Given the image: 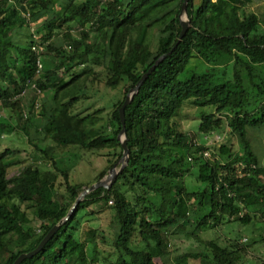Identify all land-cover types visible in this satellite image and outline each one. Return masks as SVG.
<instances>
[{"label":"trees","instance_id":"obj_1","mask_svg":"<svg viewBox=\"0 0 264 264\" xmlns=\"http://www.w3.org/2000/svg\"><path fill=\"white\" fill-rule=\"evenodd\" d=\"M182 1L0 0L1 105L18 112L19 118L24 117L21 126L27 130L37 121L32 113L34 105L24 112L17 96L37 76V59L42 63L40 74L47 82L62 67L70 69L71 63L84 65L95 57L98 64L102 54L108 74L106 85L116 88L121 81L128 84L110 111L107 123L112 130L103 133L96 126L97 113L80 116L70 112L69 105L82 91L77 73L68 80L58 79L52 93L53 101L61 106L66 117L56 142L63 148L119 149L120 157L122 147L117 136L122 124L118 110L129 88L158 56L176 43L181 31ZM237 1L253 0H223L222 4L220 0H199L198 4L195 0L188 1L186 12L191 26L124 109L127 165L109 189L100 187L87 194L71 219L42 250L20 264H85V244L76 239L71 224L78 211L98 200L114 202V218L118 223L113 242L117 252L115 264H163L154 258L168 253L164 232L180 222H188L190 199L203 207L209 205L208 213L196 220L199 228L216 227L224 217L249 224L252 213L264 216V167L258 166L248 138V128L264 126V31H259L255 13L239 17ZM41 18H44L41 28L47 32L34 38L35 28L30 25ZM73 20L83 26L89 24V29H82L78 37L65 30L67 48L52 44L54 31L68 28ZM24 30L22 39L20 33ZM154 30L160 34L152 47ZM34 44L42 45L43 49L33 50ZM44 52L52 54L53 61H45ZM58 57L63 60L55 61ZM193 57L210 68L188 73L187 66ZM216 67L228 71L220 75L214 71ZM45 84L38 81V91L45 89ZM186 103L213 109L202 113L198 124L201 133L219 128L222 124L219 115L226 113L227 125L240 147L233 152L221 143L217 147L219 158L200 160L196 190L187 188L185 158L172 153L173 148L189 152L193 145L177 120ZM40 114L43 129L52 136L59 130V122L43 107ZM4 128L10 125L0 123V130ZM7 168L0 156V249L7 251L0 264H12L21 252L34 249L67 214L82 188L69 180L66 170L26 165L8 178ZM59 176L65 186L63 193L56 187ZM20 202L33 208L39 221L37 228L28 225L31 219ZM137 235L142 244L138 248L132 245ZM208 245L215 264H240L244 247L237 241L222 246L209 240ZM202 256L205 258V254ZM259 264H264V260Z\"/></svg>","mask_w":264,"mask_h":264},{"label":"rangeland","instance_id":"obj_2","mask_svg":"<svg viewBox=\"0 0 264 264\" xmlns=\"http://www.w3.org/2000/svg\"><path fill=\"white\" fill-rule=\"evenodd\" d=\"M195 2L198 4L199 0H195ZM222 3L223 0H220L219 4ZM237 4L240 6L239 17L243 18L255 13L259 19V31H264V0H253L250 3L237 1ZM43 19L32 22L30 25L31 29H33L32 26L35 28L36 38L47 32L41 28ZM89 26V24L83 26L76 20L70 21L68 28L61 27L54 31L55 34L50 42L67 48L64 41L65 30L68 29L74 37H78L82 29H89ZM25 33V30L21 32L20 38L24 39ZM153 33L154 37H151L152 47L155 46L156 37L160 34L157 31L155 32V30ZM51 57H53L52 54L48 55L44 52L43 58L45 61H53ZM99 58L100 62L98 64L95 57H93L89 61H95L96 63L90 62L83 65L74 62L71 63V68L68 70L62 67L47 82L46 78L42 77L43 73L37 74L26 86L25 91L17 96L21 100L24 112L27 113L31 105H34L32 113L37 121L29 125L27 130L22 129L21 126L24 117L19 118L18 112H11L10 109L4 108L0 103V123L10 125V128L0 130V156L8 166V178L17 175L21 168L26 165H37L41 169L66 170L69 180L72 183L81 184L82 191L84 186L90 185L106 176L109 168L119 161L121 157L117 155L119 149L100 148L85 150L77 146L63 148L56 142L57 136L62 133L65 127L66 117L61 106H57L53 101L52 93L59 84L58 79L68 80L77 73L79 75L78 85L82 87V91L78 93L76 101L69 105L70 112L80 116L97 113L96 126L103 133L112 130V126L107 123L110 111L113 103L117 99L122 98L124 88L128 84L121 81L116 88L108 87L106 85L108 74L106 66L102 62V54L99 55ZM62 60V57L55 59V61ZM206 68H210V66L200 58L193 57L187 66V71L188 73L201 72ZM214 71L221 75L222 72H226L228 69L216 67ZM38 81L39 83H46L47 87L42 91H38L39 88L36 86ZM2 84L6 85L5 83ZM41 107L52 114L59 122V130L52 136L48 135L43 129V116L40 114ZM201 108H195L186 103L180 109L177 116L179 128L187 134L193 145L189 152L180 148H173L172 150V153L185 158L184 166L188 168L185 182L189 190L199 188L196 176L200 160L219 158L217 147L221 143L228 145L233 152L238 151L240 148L238 138L230 131L227 125L226 113L219 115L222 119V124L219 128L208 133L199 132L198 124L202 113L213 111L210 107ZM251 129L253 128H248V138L252 134ZM250 140L252 142L253 138L250 137ZM205 153L207 154L205 155ZM226 158V156H223V159ZM119 165L120 163H118ZM56 187L61 193L65 190L64 182L60 176ZM113 204L112 200H98L89 204L85 209L78 211L76 218L71 224L76 239L85 244L87 252V262L85 264H115L117 252L114 250L113 242L118 232V223L114 218ZM189 205L191 211L188 222H180L164 232V242L168 253L155 257L154 261L163 264H215L211 258L209 240H214L218 245L222 246H227L237 241L238 245L244 247L240 257V264H259L264 260L263 215L252 213L253 220L249 224H242L231 218L224 217L216 227L199 228L196 220L208 213L209 205L203 207L200 202L194 199H190ZM20 206L25 209L31 219L28 225L37 228L39 221L34 217L33 208L22 202H20ZM132 243L137 248L142 245L138 235L134 237ZM202 254H205V258ZM6 255L7 251L0 249V261ZM194 255H199V257Z\"/></svg>","mask_w":264,"mask_h":264},{"label":"water","instance_id":"obj_3","mask_svg":"<svg viewBox=\"0 0 264 264\" xmlns=\"http://www.w3.org/2000/svg\"><path fill=\"white\" fill-rule=\"evenodd\" d=\"M189 0H183L182 1V5H181V12L179 14V21H180V25H181V31L180 34L178 36V39L176 41V43L173 45V47L167 51L166 53L161 54L160 56H158L155 61L153 62V64L147 69V71H145L139 78V80L136 82V84L132 87L129 88L125 99L122 103V105L119 108V115H120V120H121V124H122V128L117 136L121 147H122V154L121 157L119 159V161L115 162L108 170V173L106 176H104L103 178L95 181L94 183L84 186L83 190L78 194V196L76 197L74 203L71 205V207L69 208L67 214L61 218L55 225H53L48 231L47 233L44 235V237L41 239V241L38 243V245L29 251H23L21 252L16 259L13 261L12 264H20L23 260L27 259V258H31L34 255H36L37 253H39L42 248L44 247V245L53 237V235L60 229V227L65 224L68 220L71 219V217L74 215L77 205L80 203V201H82L85 196L87 194H89L90 192L103 187L106 189H109L113 183L116 181L117 176L120 172H122V170L124 169V167L127 165L128 162V156H129V149L127 146V136H126V130L124 127V109L126 107V105H128L133 96L138 92L140 86L142 85V83L146 80V78L155 70V68L166 58V56L168 54H170L175 47L178 45V43L181 41V39L183 38V36L185 35V33L187 32L188 28L191 26L190 20L187 16V12H186V7L188 4ZM184 15V17H182ZM118 163H120V165L118 166Z\"/></svg>","mask_w":264,"mask_h":264},{"label":"crops","instance_id":"obj_4","mask_svg":"<svg viewBox=\"0 0 264 264\" xmlns=\"http://www.w3.org/2000/svg\"><path fill=\"white\" fill-rule=\"evenodd\" d=\"M33 36L36 38L35 34ZM251 130L252 134L250 137L253 138V141L251 142L249 137L251 150L256 157L258 166L264 167V126L253 128Z\"/></svg>","mask_w":264,"mask_h":264},{"label":"built area","instance_id":"obj_5","mask_svg":"<svg viewBox=\"0 0 264 264\" xmlns=\"http://www.w3.org/2000/svg\"><path fill=\"white\" fill-rule=\"evenodd\" d=\"M32 49L37 51V52H39V51H41L43 49V46L40 45V44H34L32 46ZM41 70H42V63L40 61V58H38L37 61H36V73L39 74L41 72ZM206 154L207 153H205V155ZM250 166L253 167V165H250Z\"/></svg>","mask_w":264,"mask_h":264}]
</instances>
